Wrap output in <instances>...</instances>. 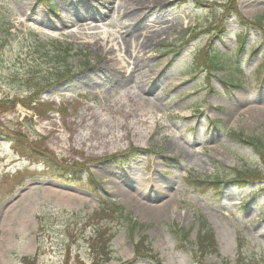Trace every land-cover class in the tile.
Returning a JSON list of instances; mask_svg holds the SVG:
<instances>
[{"label":"rangeland","instance_id":"1","mask_svg":"<svg viewBox=\"0 0 264 264\" xmlns=\"http://www.w3.org/2000/svg\"><path fill=\"white\" fill-rule=\"evenodd\" d=\"M44 1L0 0V264H92L102 228L108 264H264V183L235 182L264 166L230 136L264 143L259 29L245 30L229 0ZM234 2L264 29V0ZM206 55L227 69L211 72ZM16 134L86 165L80 180L15 152ZM215 177L203 192L187 183ZM121 184L126 198L111 193ZM200 219L217 244L203 256ZM145 237L159 262L134 256Z\"/></svg>","mask_w":264,"mask_h":264},{"label":"trees","instance_id":"2","mask_svg":"<svg viewBox=\"0 0 264 264\" xmlns=\"http://www.w3.org/2000/svg\"><path fill=\"white\" fill-rule=\"evenodd\" d=\"M235 0H229L228 5L232 6L233 8L230 10V13L234 14L235 17H237L240 21V24L244 26L245 29H248V27L252 28H257L260 31L261 37L264 38V29L261 25V20H254L248 21L244 17H241L239 13L237 12V8L235 7ZM218 32H223V30L220 29V27H217ZM239 43L237 46V55H239L242 51V48L244 47V40L243 36H240L239 38ZM253 52L252 54H254ZM203 58L202 56L198 57ZM195 62V61H194ZM204 64L207 65L212 72L213 70L215 71L216 69L223 70L222 65L218 59L217 56H210L206 55L204 60ZM196 66H199L197 62H195ZM6 106L4 103L0 102V107ZM40 105L37 104V99L35 101H31L29 103V110H33L34 112L35 109H38ZM17 135V134H16ZM18 137L12 136L13 140V145L15 149L17 148V152L19 154H25L28 159L32 160L33 162L40 163L44 167H46L51 173L54 174L55 178L57 177L59 180L63 182H69V183H77L80 179L78 177V174L83 171V168H87L86 165L84 164H79L77 163L76 165H69V164H63L56 156L51 154L48 150L43 149L42 147H38L37 144L31 143L28 140H25L23 136L17 135ZM230 136L238 140L243 145L246 146H252L255 148L256 154L258 156L259 162L264 166V143H260L257 141H252V140H246L243 135L240 134H232L230 133ZM21 137V138H20ZM134 153H140V150L133 149L132 150ZM110 159H114V157H111ZM236 183L241 184L248 182L250 179L254 178L256 182L259 184L264 183V172H257V171H252V172H244L241 171L236 174ZM188 186L191 187L194 191L198 192H203L207 191V189H211L215 186H218L220 183L218 177H215L210 180H199V179H190L187 180ZM120 214L122 213L123 208H118L117 209ZM127 220L131 223V219L127 217ZM199 227L197 231V237H196V244L198 245V255H204L207 251L211 250H216V244H215V239H214V233H212V229L210 225L204 220L200 219L199 220ZM131 226V231L134 232V229L137 227L136 223L133 222L130 224ZM175 230V233L178 237V239L181 242H186L188 240L189 234L182 229H179L178 227H173ZM112 237L107 235L105 230H97L94 235L92 236L91 241L89 242L90 244V253H91V263L92 264H108L111 259V250L109 248V244L112 241ZM147 238H141L138 242L134 243V255L141 256L143 258H148L156 263L159 262L158 257L155 255H152L149 249L145 246ZM25 261V260H24ZM28 261V260H27ZM198 264H204L202 257H199L198 260H196Z\"/></svg>","mask_w":264,"mask_h":264},{"label":"bare ground","instance_id":"3","mask_svg":"<svg viewBox=\"0 0 264 264\" xmlns=\"http://www.w3.org/2000/svg\"><path fill=\"white\" fill-rule=\"evenodd\" d=\"M108 186L111 184V182L109 183V182H107L106 183ZM112 185V184H111ZM126 189L124 188V185L123 184H121L120 186H118V187H113L112 188V190H111V193L113 194V195H116V196H118V197H127L128 196V194H127V192L125 191ZM137 190V189H136ZM156 196V195H155Z\"/></svg>","mask_w":264,"mask_h":264}]
</instances>
